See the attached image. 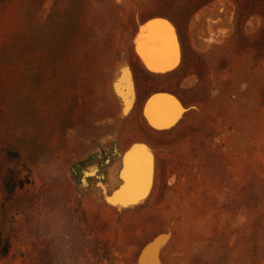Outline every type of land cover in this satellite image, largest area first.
I'll use <instances>...</instances> for the list:
<instances>
[{
  "label": "rangeland",
  "instance_id": "1",
  "mask_svg": "<svg viewBox=\"0 0 264 264\" xmlns=\"http://www.w3.org/2000/svg\"><path fill=\"white\" fill-rule=\"evenodd\" d=\"M250 1L0 0V264H264V0ZM156 17L177 45L168 71L141 46Z\"/></svg>",
  "mask_w": 264,
  "mask_h": 264
},
{
  "label": "snow or ice",
  "instance_id": "2",
  "mask_svg": "<svg viewBox=\"0 0 264 264\" xmlns=\"http://www.w3.org/2000/svg\"><path fill=\"white\" fill-rule=\"evenodd\" d=\"M146 27L149 29L150 38L154 43L158 45L172 44L174 50V35L172 33L171 26L164 20H153L150 21ZM143 32V29L141 30ZM141 40L144 39L143 35L140 37ZM174 58V57H173ZM170 62V61H169ZM154 70H163L162 68H157ZM157 99V98H154ZM177 107L174 102L171 106L165 105L161 106L159 110L171 113L173 108ZM159 126V125H158ZM167 126V125H164ZM139 151L132 155V193L138 197L143 194L144 188L147 184L148 169L150 166V155L143 149V146H139ZM121 192H125L124 189ZM121 194H114V197L110 199L109 202H118L117 197ZM129 196L121 197L120 202H126Z\"/></svg>",
  "mask_w": 264,
  "mask_h": 264
},
{
  "label": "bare ground",
  "instance_id": "3",
  "mask_svg": "<svg viewBox=\"0 0 264 264\" xmlns=\"http://www.w3.org/2000/svg\"><path fill=\"white\" fill-rule=\"evenodd\" d=\"M217 3H219V2H217ZM225 3H227V2H225ZM215 4V3H214ZM223 4V3H222ZM221 5V4H220ZM219 5V6H220ZM218 5H214V7H219ZM216 8V11L218 10ZM220 8H221V6H220ZM223 8V7H222ZM222 8H221V11H222ZM209 9V8H208ZM212 9V8H211ZM210 9V11L209 10H204V11H200V14L202 13L203 15H210V13H211V11L213 12V11H215V10H211ZM215 9V8H214ZM220 10H218L217 12H219ZM229 12H230V10H229ZM231 12H232V10H231ZM227 14H228V11L226 12ZM196 15V14H195ZM225 15V14H224ZM197 16L198 15H196V18H197ZM215 16V15H214ZM229 16H231L230 14H229ZM200 17V16H199ZM193 18V17H192ZM232 18V17H231ZM227 19V18H226ZM226 19L224 20V21H226ZM159 20V19H158ZM197 20V19H196ZM152 21V20H151ZM205 21V20H204ZM215 21V20H214ZM221 22V21H220ZM219 22V23H220ZM211 23V22H210ZM215 23V22H214ZM216 24V23H215ZM193 25V24H192ZM205 25H206V23H205ZM214 25V24H213ZM223 25V24H222ZM220 26V25H219ZM194 27V26H193ZM208 27V26H207ZM216 27V26H215ZM192 28V27H191ZM226 28V27H225ZM210 30V29H209ZM212 32V31H211ZM219 32H222V31H219ZM218 32V33H219ZM173 33V32H172ZM176 33V32H175ZM213 33V32H212ZM212 33H211V35H212ZM210 35V36H211ZM207 36V35H206ZM209 36V37H210ZM219 36V35H218ZM138 37V36H137ZM197 37H199V36H197ZM203 38V37H202ZM213 38H216V37H214V34H213ZM212 38V39H213ZM210 39V38H209ZM211 39V40H212ZM221 39V38H220ZM177 40H178V38H177ZM210 40V41H211ZM193 41V40H192ZM204 41V40H203ZM210 41H209V43H210ZM178 42V41H177ZM179 43V42H178ZM199 44H200V42H198ZM141 46H142V49H143V51H144V57H145V59H146V63H147V66L151 69V70H153V71H168V70H171V69H173V68H175L176 66H177V64H178V61H180V60H178L177 59V57L175 56V54H174V52H175V46H177L176 45V43H175V40H174V50H173V47H172V44L171 43H169V44H167V45H158V44H156V43H154L153 42V40L150 38V33H149V38H147V40L146 41H143L142 43H141ZM140 47V46H139ZM179 51H180V49H179ZM180 54V53H179ZM177 55V54H176ZM174 57V58H173ZM180 57V56H179ZM170 61V62H169ZM157 68H162L163 70H154V69H157ZM170 97V96H169ZM150 100H151V98L149 99V101H148V103L150 102ZM175 102V101H174ZM164 104V103H163ZM168 104V103H167ZM167 104H165V105H167ZM169 106V105H168ZM171 106V105H170ZM156 107V106H155ZM161 107V106H160ZM147 110V109H146ZM156 112V111H155ZM146 113V112H145ZM181 114V113H180ZM148 115V114H147ZM170 116V115H169ZM175 117H176V115H175ZM149 119H150V121L151 122H153V123H155V124H157V125H167V124H169V123H171V122H173L172 120H173V118L171 117V118H169V117H166V118H164V119H159V118H157L156 116H154L153 114H149ZM174 119H176V118H174ZM175 121V120H174ZM173 123H175V122H173ZM170 126V125H169ZM166 127V126H165ZM144 149V148H143ZM146 150V149H145ZM148 151V150H147ZM131 172V171H130ZM132 177V176H131ZM131 181V180H130ZM126 184V183H125ZM126 187H128V186H126ZM128 191H129V189H128ZM146 194V193H145ZM147 195V194H146ZM145 195V196H146ZM141 197V196H140ZM144 198V197H143ZM129 204V203H128ZM182 231V230H181Z\"/></svg>",
  "mask_w": 264,
  "mask_h": 264
},
{
  "label": "trees",
  "instance_id": "4",
  "mask_svg": "<svg viewBox=\"0 0 264 264\" xmlns=\"http://www.w3.org/2000/svg\"><path fill=\"white\" fill-rule=\"evenodd\" d=\"M251 3L250 0H246V2L243 4V6L247 7L249 4ZM261 32H264V28L263 30H261ZM4 186H5V191L8 193V194H11L12 191L15 189V188H21L23 186V180H15L14 182L12 181L10 184H8V182H4ZM3 252L5 253L6 252V249L4 248L3 249Z\"/></svg>",
  "mask_w": 264,
  "mask_h": 264
},
{
  "label": "water",
  "instance_id": "5",
  "mask_svg": "<svg viewBox=\"0 0 264 264\" xmlns=\"http://www.w3.org/2000/svg\"><path fill=\"white\" fill-rule=\"evenodd\" d=\"M153 19H162V20H164V21H166V22L169 23V21H167L166 19L159 18V17L152 18V19H150V20H148V21H151V20H153ZM148 21H147V22H148ZM147 22H146V23H147ZM139 56H140V55H139ZM140 57H141V56H140ZM141 59H142V58H141ZM142 60H143V59H142ZM143 62H144V61H143ZM144 64H145V63H144ZM145 66H146V64H145ZM146 68H147V67H146ZM157 93L169 94V93H166V92L158 91V92H154V93L148 95V96L144 99V101H143L142 108L144 107V104L146 103V101H147L152 95L157 94ZM169 95H171V94H169ZM146 121H147V120H146Z\"/></svg>",
  "mask_w": 264,
  "mask_h": 264
},
{
  "label": "crops",
  "instance_id": "6",
  "mask_svg": "<svg viewBox=\"0 0 264 264\" xmlns=\"http://www.w3.org/2000/svg\"><path fill=\"white\" fill-rule=\"evenodd\" d=\"M149 100V99H148ZM148 100H147V102H148Z\"/></svg>",
  "mask_w": 264,
  "mask_h": 264
}]
</instances>
